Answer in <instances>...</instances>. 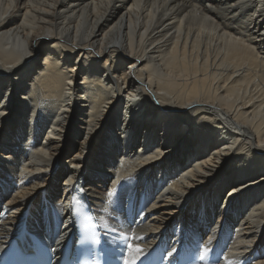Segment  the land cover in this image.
<instances>
[{
  "label": "bare ground",
  "instance_id": "6f19581e",
  "mask_svg": "<svg viewBox=\"0 0 264 264\" xmlns=\"http://www.w3.org/2000/svg\"><path fill=\"white\" fill-rule=\"evenodd\" d=\"M0 17V255L47 226L59 254L81 186L102 229L132 219L129 264L156 244L264 264V0H0Z\"/></svg>",
  "mask_w": 264,
  "mask_h": 264
},
{
  "label": "snow or ice",
  "instance_id": "6c2138e0",
  "mask_svg": "<svg viewBox=\"0 0 264 264\" xmlns=\"http://www.w3.org/2000/svg\"><path fill=\"white\" fill-rule=\"evenodd\" d=\"M5 15H7V14H5ZM0 20H2V17H0ZM69 83H71V81H69ZM0 115H5V113L0 112ZM149 159L154 160L155 157H150ZM108 194L109 195H112L113 193L112 192H109ZM60 239H64V237L61 236ZM57 243H59V241H57ZM241 243H248V242L247 241H241ZM128 247H132V245H128ZM136 251H137V253H140L142 251V249H140L139 247H137L136 248ZM207 251H208V249L205 248V252H207ZM169 255H171V253H169Z\"/></svg>",
  "mask_w": 264,
  "mask_h": 264
},
{
  "label": "clouds",
  "instance_id": "9594fccd",
  "mask_svg": "<svg viewBox=\"0 0 264 264\" xmlns=\"http://www.w3.org/2000/svg\"><path fill=\"white\" fill-rule=\"evenodd\" d=\"M49 55H51V54H49ZM46 59H47V57H46Z\"/></svg>",
  "mask_w": 264,
  "mask_h": 264
}]
</instances>
